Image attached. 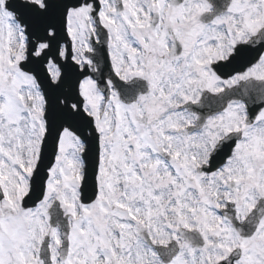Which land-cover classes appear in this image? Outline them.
<instances>
[{"label":"snow or ice","instance_id":"snow-or-ice-1","mask_svg":"<svg viewBox=\"0 0 264 264\" xmlns=\"http://www.w3.org/2000/svg\"><path fill=\"white\" fill-rule=\"evenodd\" d=\"M0 264H264V0H0Z\"/></svg>","mask_w":264,"mask_h":264}]
</instances>
